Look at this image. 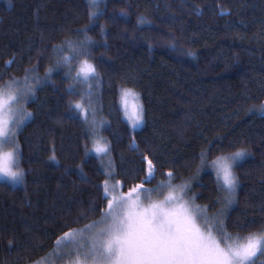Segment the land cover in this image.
Returning a JSON list of instances; mask_svg holds the SVG:
<instances>
[{
	"label": "trees",
	"instance_id": "16d2710c",
	"mask_svg": "<svg viewBox=\"0 0 264 264\" xmlns=\"http://www.w3.org/2000/svg\"><path fill=\"white\" fill-rule=\"evenodd\" d=\"M8 1L0 4V87L34 67L44 77L60 60L54 46L91 40L90 56H80L76 44L74 60L87 58L100 73L91 84L103 110L97 120L110 125L102 136L112 149V180L123 192L143 182L146 156L156 168L146 188L156 187L169 171L181 177L174 182L179 184L195 175L186 162L207 150L208 166L192 189L197 204L215 214L222 192L209 164L246 148L250 154L235 167L240 189L226 233L246 238L259 231L240 232L238 226L264 222V118L248 112L264 101V0H108L107 6L100 3L103 15L95 22L88 19L87 0ZM141 17L151 23L139 26ZM90 24L86 34H78ZM9 60L14 63L7 65ZM65 71H53L26 104L32 115L19 132L26 187L0 183V264L39 260L63 232L90 225L107 208V176L101 160L85 153L84 126L69 108L80 95L67 91L73 81ZM75 87L87 90L81 83ZM121 88L138 93L144 107L145 123L134 134L138 150L130 147ZM221 137L222 147H235L216 151ZM87 143L91 149L90 137ZM256 264H264V256Z\"/></svg>",
	"mask_w": 264,
	"mask_h": 264
},
{
	"label": "snow or ice",
	"instance_id": "6c2138e0",
	"mask_svg": "<svg viewBox=\"0 0 264 264\" xmlns=\"http://www.w3.org/2000/svg\"><path fill=\"white\" fill-rule=\"evenodd\" d=\"M102 2L107 6L108 0H87L90 21L95 22L103 15L99 10ZM120 15L126 17L127 13L121 12ZM150 23L143 17L138 20L139 26ZM90 27L91 24L78 30V34H86ZM92 43L91 40L87 43L66 40L64 44L54 46L53 52L59 53L65 46L73 47L77 44L78 54L88 57ZM13 63L14 60L7 61V65ZM60 68H66L64 76L73 81L67 90L69 94L80 95V100L70 102L69 108L73 116L84 126L85 153L95 152L101 159L111 154L110 143L102 136L103 129L110 125L107 121L97 120V114L103 110L93 100L91 81L101 79L96 65L85 58L79 61L76 68H72L67 57L64 58V63L57 59L43 79L39 77L37 68L26 69L23 80L12 78L0 87V176L8 178L13 186L26 187L27 173L20 166L19 132L24 122L32 115L25 112L22 117L17 118L14 109L27 104L29 99L34 100L36 87L46 86L51 81V73ZM4 75L0 74V81ZM78 83L87 84V90L80 92L75 87ZM119 100L133 134V143L130 147L138 150L134 134L137 128L145 123L143 104L139 102V94L130 88L120 89ZM130 100L135 102L130 105ZM248 112L264 118V101L253 104ZM88 137L92 140L91 149L88 147ZM222 144L223 138H218L215 150L223 153L227 147H235L233 142H229L225 147H222ZM6 146H9L8 150H5ZM209 147L212 145L209 144ZM249 154L246 148H237L227 155H218L211 161L218 192L226 193L223 197L218 195L216 201L221 204L216 216L219 236L213 234L203 207L195 203L197 197L191 186L192 180H196L208 166L209 152L202 149L193 161L185 164L190 170L195 168V175L191 180L175 184L174 182L181 177L169 171L162 174L165 179L159 182L156 189L145 187L146 183L156 179V168L151 159L142 157L147 162L144 181L131 186L126 193L120 192L118 197L114 193L121 187L119 182L109 184V179L114 178V171H109L114 169V164L110 160L108 170L105 171L109 179H105L102 188L107 200V209L103 213L104 226L92 232L87 244L78 241L77 237L83 236L80 230L65 231L56 238L53 251L60 254L61 264H256V257L264 256V222H260L259 225L244 223L238 226L240 232H248L249 229L257 227L259 229L257 232H248L245 243L225 242L228 227L226 221L230 219L228 213L233 205L238 203L237 194L240 189V178L235 167ZM162 187H166L169 194L162 201H151V193ZM177 192L180 194L177 195ZM142 196L147 197L150 202L145 203ZM86 228L91 230L93 225H87ZM11 243L9 241L10 245ZM34 264H40V261L37 260Z\"/></svg>",
	"mask_w": 264,
	"mask_h": 264
},
{
	"label": "rangeland",
	"instance_id": "374dc122",
	"mask_svg": "<svg viewBox=\"0 0 264 264\" xmlns=\"http://www.w3.org/2000/svg\"><path fill=\"white\" fill-rule=\"evenodd\" d=\"M8 1V0H7ZM6 0H0V4L1 3H6L7 2ZM9 2V1H8ZM73 48H75L76 50L74 51ZM77 48L78 46L75 44L73 45V47H68V46H65L59 53H58V56L60 58V60L62 61V63H64V58L67 57L68 58V64L69 66H71L72 68H76L78 66V63L77 61H75L74 59L76 58L75 57V54L76 51H77ZM79 49V48H78ZM63 58V59H62ZM73 75H75V72H73ZM41 79H43V77L39 76ZM20 80H23V78H21ZM92 82V81H91ZM82 85H86V87L88 88V85L85 84V83H81ZM40 86L38 85L36 87V90L39 88ZM120 98V97H119ZM30 100H33V99H29ZM28 101V102H29ZM27 102V103H28ZM135 101L133 100H130L129 101V104L131 105L132 103H134ZM139 102L141 103V100H140V97H139ZM119 103H120V100H119ZM121 107V106H120ZM121 110L123 112V109L121 107ZM25 112H28L26 110V104L24 105H20V106H17L16 109H14V114L16 115L17 118H20L24 115ZM123 116H124V112H123ZM30 119V118H29ZM28 119V120H29ZM124 119L125 121L128 123L127 119L125 118L124 116ZM26 120L24 122V124L22 125V127L27 123ZM129 124V123H128ZM130 126V125H129ZM21 127V129H22ZM141 127L137 128V130H139ZM20 147V146H19ZM9 149V146H6L5 147V150H8ZM92 154H94L96 157H98L100 160H101V163H102V166L104 168V171L108 170V162L111 160L110 156H104L102 159L97 156V154L95 152H92ZM112 161V160H111ZM239 164V163H238ZM209 171H211L214 175H215V171L214 169L211 167V164H209V168H208ZM109 171H114L113 170H109ZM199 178V177H198ZM198 178L196 180H192V185L198 181ZM107 179H109V177L107 176ZM185 180H191V178L189 179H185ZM0 183H6L10 186H13L12 183L8 180V178L4 177V176H0ZM117 182H114L112 179H109V184L110 185H113V184H116ZM21 185H16V186H13V187H20ZM157 187V186H156ZM156 187H153V188H148V189H156ZM120 192H123L122 190V187H120L119 191L114 193L115 195H117V197L119 196ZM126 193V192H125ZM169 194V190L166 188V187H162L160 188V190L158 191H153L151 193V201H162L167 195ZM180 193L177 192V195H179ZM226 195V193L222 192V197ZM142 199L144 200L145 203H148L150 202L147 197L145 196H142ZM185 199H187V197H185ZM195 203L197 204V202L195 201ZM199 205V204H198ZM115 206V205H114ZM203 209H204V214L206 215L207 219H208V224L209 226L212 228L213 230V234L214 235H217L219 236L220 235V232L217 230L218 228V222L216 220V216L217 214L219 213V211L215 214H211L209 213L208 211V208L207 207H204L202 206ZM107 209V208H106ZM106 211V210H105ZM90 225H93V228L91 230H88L86 227L84 228H81V229H77V230H80L81 232H83V236H78L77 239L80 243H83V244H87L89 243V240H88V237L92 234V232L94 231H98L100 228H102L104 226V216H102L99 220L91 223ZM225 242L226 243H231V244H243L245 243V238H240V237H233V236H230L228 235L227 233L225 234ZM55 248V247H54ZM260 255H258L257 257H259ZM256 257V258H257ZM40 261V264H61V258H60V254L56 253L55 251H50L47 255H45L44 257L40 258L39 259ZM31 264H34L31 263Z\"/></svg>",
	"mask_w": 264,
	"mask_h": 264
}]
</instances>
